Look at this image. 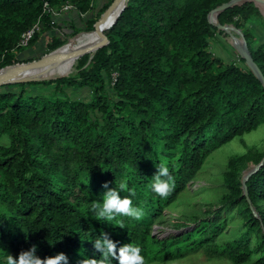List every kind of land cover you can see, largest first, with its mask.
<instances>
[{
  "label": "trees",
  "instance_id": "1",
  "mask_svg": "<svg viewBox=\"0 0 264 264\" xmlns=\"http://www.w3.org/2000/svg\"><path fill=\"white\" fill-rule=\"evenodd\" d=\"M111 1L91 12L94 0H0V67L35 58L17 54L45 32L60 31L49 8L59 11L70 3L74 7L68 10L80 15L79 26L60 31L67 36L92 30ZM225 1L128 0L104 30L109 42L91 57L80 56L75 74L0 86V264H6L7 254L15 258L33 244L41 258L64 252L68 264L99 261L91 240L101 231L117 246L138 245L146 264L169 245L159 258H176L184 235L233 264L252 255L254 264H264V163L246 180L257 217L240 181L248 163L264 156L255 147L228 158L220 206L206 209L211 219L194 216L199 223L176 235L153 233L163 210L186 190L214 150L264 125V88L244 59L225 62L208 49L217 33L234 41L207 18ZM216 17L243 31L264 75V40L256 34L264 18L258 7L245 1ZM38 19L42 27L28 45L16 46ZM51 40L50 50L64 43L56 34ZM78 91L85 93L71 95ZM160 162L174 182L166 197L151 188ZM105 182L109 187L124 183L121 195H131L143 215L117 217L111 224L95 219L91 206L101 199ZM226 207L236 211L243 229L237 239L215 244L226 225L220 218ZM121 219L122 227L117 225ZM174 220L175 228H187L186 221Z\"/></svg>",
  "mask_w": 264,
  "mask_h": 264
},
{
  "label": "rangeland",
  "instance_id": "2",
  "mask_svg": "<svg viewBox=\"0 0 264 264\" xmlns=\"http://www.w3.org/2000/svg\"><path fill=\"white\" fill-rule=\"evenodd\" d=\"M106 0H94V8L91 12L99 10ZM262 14V13H261ZM262 17L264 18L263 14ZM257 35L259 40H264V28L262 26L256 27ZM49 34V35H48ZM56 34L62 37L64 43L72 38L74 35L63 36L60 31L47 33L40 37L38 42L33 47H28L22 52L17 54L22 58L39 57L49 51L48 45L51 43V35ZM236 38L238 35L235 34ZM234 39V38H233ZM236 40V39H234ZM83 40H78L75 45H79ZM227 36L224 33L216 34L214 38L210 39L209 51L215 55L221 57L225 62L236 61L238 63V54L235 49L231 46ZM22 53V54H21ZM91 56V55H90ZM89 59V58H88ZM78 71L77 67L68 74H75ZM61 76L54 74L49 77ZM85 91L73 92L71 95L84 94ZM257 148L260 151L264 150V125H260L257 129L243 135L242 140L239 137H235L231 141L223 144L216 150H214L206 159L204 165L197 174V177L187 184L186 190H184L178 198L168 207H166L160 219L155 221L153 225V233L159 238L167 237L171 234H180L182 231L185 232L187 229H193L200 221L192 217L197 218H209L211 219L212 214L208 213L206 209L216 210L219 208V198L223 191L222 180L223 171L226 168L227 160L232 155H238L246 152L250 148ZM254 165L253 162H249L248 165L242 171V175ZM220 218H225L226 225L223 227L221 234L216 237L215 244H223L228 241L237 239L242 231V225L239 223V216L236 211L232 208H223L221 210ZM174 219L186 221L187 228L177 227L173 224ZM183 244L178 247L175 252L177 257L171 260H162L159 258L160 253L169 252L170 247H166L162 250L156 259L149 262L148 264H233L223 255L217 253H207L203 248L196 245L193 240L190 242L189 239H193L190 236H183ZM182 254H184L182 256ZM256 255H252L250 259L242 264H254Z\"/></svg>",
  "mask_w": 264,
  "mask_h": 264
},
{
  "label": "water",
  "instance_id": "3",
  "mask_svg": "<svg viewBox=\"0 0 264 264\" xmlns=\"http://www.w3.org/2000/svg\"><path fill=\"white\" fill-rule=\"evenodd\" d=\"M127 1L128 0H112L108 4V6L101 12L98 18L94 21L93 29L90 31L95 32V34L98 36L97 41H95L92 44L85 45L79 49L70 50L68 52L59 50L61 46L65 44L63 43L62 45L56 47L55 49L39 57L0 67V86L9 83L42 81V80L56 78V77L47 76V73H49L50 70L55 68L65 59L80 57L86 53H89L90 51L95 52L98 48L106 45L109 42V40L107 35L104 33V30L108 29L114 24L121 11L125 8ZM245 1H252L257 7L259 3L264 4V0H228L211 9L208 12L207 18L208 21L214 26H216L218 30H223L227 32L228 28H232L234 31H236V33L239 35V39L230 42V44L235 49L239 57L244 59V63L246 67L253 73V75L259 80V82L264 88V75L252 57V54L248 48L243 31L233 24H228V23L221 24L216 17L220 11L228 7H231L233 5H240ZM116 11H118L116 13V17L111 19L112 17L111 15H113V13ZM82 32H89V31H79L73 37H75L76 35ZM263 163H264V156L261 158V160L258 163L254 164L243 175L241 174V178H240L242 192L246 197V200L250 206L251 211L253 212V215L256 217L258 216L257 212L255 211L248 197L246 180L252 173L258 170ZM263 232H264V228H263Z\"/></svg>",
  "mask_w": 264,
  "mask_h": 264
},
{
  "label": "clouds",
  "instance_id": "4",
  "mask_svg": "<svg viewBox=\"0 0 264 264\" xmlns=\"http://www.w3.org/2000/svg\"><path fill=\"white\" fill-rule=\"evenodd\" d=\"M155 172L151 176V188L160 197H166L174 187V182L169 174V168L164 162L155 165ZM102 187L101 199L91 206L95 213V219L102 223L110 222L117 217H130L139 219L143 215V209L133 204L131 195H121L126 188L124 183L118 187H109L105 182ZM129 193L131 189H127ZM122 219L117 225L122 227ZM92 246L100 254V260L96 258L83 259L80 264H146V258L141 253V248L133 243H123L113 240L107 232L101 231L97 238L91 240ZM6 264H68V257L64 252L44 258L36 255V245L33 244L27 250L19 252L14 258L7 254Z\"/></svg>",
  "mask_w": 264,
  "mask_h": 264
},
{
  "label": "bare ground",
  "instance_id": "5",
  "mask_svg": "<svg viewBox=\"0 0 264 264\" xmlns=\"http://www.w3.org/2000/svg\"><path fill=\"white\" fill-rule=\"evenodd\" d=\"M258 8L260 9L261 13L264 16V4L259 3ZM117 12L118 11L114 12L113 15H111L112 16L111 19L116 17ZM227 30H228L227 32L232 36V38L239 39V35L236 33V31H234L232 28H228ZM235 34L238 35V38H236ZM80 39H82L83 41L79 45L76 46L75 43ZM97 40H98V36L95 34V32H93V31L82 32V33L76 35L75 37L70 38L68 41H66L65 44L63 46H61V48L59 50L68 52L70 50L79 49L85 45L92 44ZM89 53L91 56H93V54H94L93 51H90ZM79 58L80 57L65 59L59 65H57L55 68L50 70V72L47 73V76H52L54 74H58V75L68 74L69 72H71L72 70L75 69Z\"/></svg>",
  "mask_w": 264,
  "mask_h": 264
},
{
  "label": "crops",
  "instance_id": "6",
  "mask_svg": "<svg viewBox=\"0 0 264 264\" xmlns=\"http://www.w3.org/2000/svg\"><path fill=\"white\" fill-rule=\"evenodd\" d=\"M79 16L80 15L75 10H60L58 14L55 16L54 20L57 22V25H58L57 28L60 29V31H62L63 33H69L72 29V24H75L76 26L80 25ZM52 32H56V27L53 28L51 31L45 32L43 35L45 36V34L47 33L51 34ZM44 36H42V38Z\"/></svg>",
  "mask_w": 264,
  "mask_h": 264
},
{
  "label": "built area",
  "instance_id": "7",
  "mask_svg": "<svg viewBox=\"0 0 264 264\" xmlns=\"http://www.w3.org/2000/svg\"><path fill=\"white\" fill-rule=\"evenodd\" d=\"M46 6V4H45ZM74 6L70 3H64L60 10H68V9H72ZM49 11L52 13L53 16H56L58 14L59 11L55 10V9H50ZM42 27V23L41 21L38 19L29 29H27L26 31H24L18 42L17 45L18 47H25L28 45L30 39L33 37L34 33L37 32L38 30H40V28ZM115 73L113 74V79H115Z\"/></svg>",
  "mask_w": 264,
  "mask_h": 264
}]
</instances>
